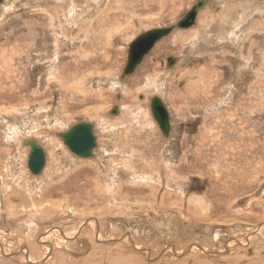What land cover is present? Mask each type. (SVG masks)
Returning <instances> with one entry per match:
<instances>
[{"label":"rangeland","instance_id":"rangeland-1","mask_svg":"<svg viewBox=\"0 0 264 264\" xmlns=\"http://www.w3.org/2000/svg\"><path fill=\"white\" fill-rule=\"evenodd\" d=\"M199 1L0 0V264H29L1 253L24 246L41 257L18 239L89 217L98 245L53 243L51 264H264V0H209L123 77L131 44ZM81 123L97 139L90 159L58 136ZM29 140L46 154L39 176ZM122 232L152 259L110 242Z\"/></svg>","mask_w":264,"mask_h":264},{"label":"water","instance_id":"water-1","mask_svg":"<svg viewBox=\"0 0 264 264\" xmlns=\"http://www.w3.org/2000/svg\"><path fill=\"white\" fill-rule=\"evenodd\" d=\"M208 2L209 0H200L175 26L153 30L139 36L129 47L128 64L123 77L133 74L154 46L160 40L170 35L174 29H189L193 27L198 13L205 8ZM174 63L175 60L169 59L168 67H172ZM151 111L163 135L169 137L171 131L170 116L159 97L152 99ZM117 114L118 110L112 112L114 116ZM58 136L74 155L82 159H90L94 156V150L97 148V139L93 134V125L88 123L77 124ZM26 145L30 148L28 169L32 175L39 176L46 165L45 151L43 147L32 140L27 141Z\"/></svg>","mask_w":264,"mask_h":264},{"label":"bare ground","instance_id":"bare-ground-1","mask_svg":"<svg viewBox=\"0 0 264 264\" xmlns=\"http://www.w3.org/2000/svg\"><path fill=\"white\" fill-rule=\"evenodd\" d=\"M183 2V1H182ZM211 2V1H210ZM92 5V4H91ZM78 7V6H77ZM96 8V7H95ZM214 8V7H213ZM2 10V8H1ZM79 10V9H78ZM74 11V10H73ZM216 12V11H215ZM150 13V12H149ZM213 15H216L215 13ZM1 16V15H0ZM73 16V15H72ZM71 16V17H72ZM152 19V18H151ZM182 19V18H181ZM197 20V19H196ZM219 20V19H218ZM223 20V19H222ZM220 19V21H222ZM217 21V20H216ZM232 21V20H231ZM219 21H217L218 23ZM223 22V21H222ZM118 23V22H117ZM236 23V22H235ZM196 24V22H195ZM219 24V23H218ZM229 24V23H228ZM173 25V24H172ZM221 25V22L220 24ZM218 26V25H216ZM229 26V25H228ZM235 26V25H234ZM217 28V27H216ZM232 28V27H231ZM71 29V28H70ZM234 29V27H233ZM220 30V29H219ZM116 31V30H114ZM216 31V30H215ZM234 31V30H233ZM250 31V30H249ZM113 32V31H112ZM214 32V31H213ZM212 32V33H213ZM211 33V34H212ZM210 34V33H209ZM215 34V32H214ZM235 35V34H234ZM205 38V37H204ZM199 41V40H198ZM211 42V41H210ZM238 72V71H237ZM120 86V85H118ZM172 128V127H171ZM255 129V128H254ZM97 141V140H96ZM43 145V144H41ZM43 147V146H42ZM97 149V148H96ZM95 152V151H94ZM95 155V154H94ZM28 167V166H27ZM36 210V209H35ZM110 214V213H109ZM110 225V222L108 223V226ZM102 225L99 223V221L95 218V217H89L87 220H85L80 228L78 227V230L76 232H70V233H65V232H62V230L58 229L57 227L53 228V229H50V231H46L47 233H44L40 236V238H37L35 242H33V239L35 237H33V239L31 238V240L29 241H26V240H23V239H18V241H20L21 243L23 242H26L28 243L29 245H34L35 244H38L36 247H40V249L42 250V254H40L41 257H37L36 255H38L36 253V251H32V249L28 246H24L21 248V252L23 253H6V252H1L4 256L5 255H9V256H22L24 259H26L25 261H27L29 264H51L52 263V256L55 254V250L52 246L53 243H58L61 242V243H67V242H74V243H82L83 245L87 246L88 244H92V242L95 243V245H98V243L96 242V240L94 239V237L92 236V234L88 231V229L90 228L91 230L92 229H98L100 231H98L101 235H102ZM87 228V229H86ZM110 229L111 226H109ZM22 231V230H21ZM99 235V239L101 242H103V238L102 236ZM93 237V241L89 242V240H91ZM3 237L0 238V246H2V240ZM114 240V241H113ZM111 240L110 242H114L115 245H118V249L119 248H125L126 247H134L135 249L137 250H141V252H144L146 253L147 257H149L150 259H152L153 257V251L152 249H149L148 247H143L142 245H137V244H134L133 240L131 237H129V234L126 233V232H122V234H120L118 236V238L116 239H113ZM233 242V241H232ZM237 242V241H236ZM247 242V241H246ZM230 243V242H229ZM8 244V243H7ZM71 244V243H70ZM243 244V243H242ZM250 244V243H249ZM68 245V244H67ZM94 245V246H95ZM12 246V245H10ZM72 246V245H71ZM232 246V244L230 245ZM16 247V246H15ZM59 247V246H58ZM1 248V251L3 250L2 247ZM154 248V247H153ZM164 248V247H163ZM206 247H201L200 245H192L191 247L185 249L186 251H198L199 252H203V253H206L207 252V249H205ZM5 249V248H4ZM39 249V251H40ZM165 252H167L168 250H172L173 253H175L176 255L180 256L182 254H184V252L182 251H178V249H176L175 245L173 244H169L165 249ZM223 250V249H222ZM185 251V252H186ZM214 251V250H212ZM220 251V250H219ZM218 251V252H219ZM215 252V251H214ZM217 252V251H216ZM226 252V251H225ZM208 253V252H207ZM211 253V252H210ZM223 252H221L222 254ZM1 254V255H2ZM98 257H103L105 256L104 253H101V252H96L95 253ZM212 254V253H211ZM160 255V254H159ZM94 256V255H93ZM258 256V255H257ZM19 258V257H18ZM41 258V259H40ZM128 258V257H127ZM159 258V257H158ZM63 259V258H62ZM135 260V259H134ZM243 260V259H242ZM141 262V261H140ZM132 263V262H131Z\"/></svg>","mask_w":264,"mask_h":264}]
</instances>
